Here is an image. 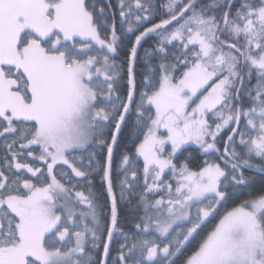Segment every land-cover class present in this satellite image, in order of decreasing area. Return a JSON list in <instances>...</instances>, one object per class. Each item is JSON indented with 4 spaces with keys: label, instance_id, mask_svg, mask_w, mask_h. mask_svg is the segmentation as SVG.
Returning <instances> with one entry per match:
<instances>
[{
    "label": "snow or ice",
    "instance_id": "6c2138e0",
    "mask_svg": "<svg viewBox=\"0 0 264 264\" xmlns=\"http://www.w3.org/2000/svg\"><path fill=\"white\" fill-rule=\"evenodd\" d=\"M246 170L264 173V0H0V264H176L210 217L183 264H264Z\"/></svg>",
    "mask_w": 264,
    "mask_h": 264
},
{
    "label": "trees",
    "instance_id": "16d2710c",
    "mask_svg": "<svg viewBox=\"0 0 264 264\" xmlns=\"http://www.w3.org/2000/svg\"><path fill=\"white\" fill-rule=\"evenodd\" d=\"M161 0H157V3H160ZM113 3H115V0H113ZM138 34V33H137ZM132 40H134V36L131 37ZM125 44H127V41H125ZM155 46V38H147L142 41V44L138 46V54L139 59L137 61V68H136V74H137V83L138 85L143 80L144 72L148 66V64H152L154 66L158 65L159 62V54H154L152 56H146L145 50L151 49ZM126 51V48H123L120 53L119 59L124 58V52ZM145 61L148 63L146 64ZM253 83L255 80L253 79ZM133 139V136L130 132V126L125 127L123 130V133L121 135V147L117 152V159L119 157V151L124 150V145L127 144L129 147H131V140ZM189 151L185 152L183 156L180 157V159L177 161L178 164L183 163H189V166L193 170H197L198 165L203 164L205 160V154H203L199 149L193 146H188ZM132 151L134 152V148H132ZM187 158V159H186ZM140 168H141V177H143L142 172V161L140 162ZM70 171V170H69ZM249 177V185L244 189V194L247 196L248 194H256L262 187H264V175H259L256 173H253L251 171H247L245 173ZM171 174L169 173L166 178L170 179ZM95 187L97 191L100 190V178L99 176L95 177L94 181ZM85 189H87L88 185H84ZM135 203V201H133ZM130 206L124 205L121 208V218L122 220H130L131 217L129 215ZM223 211V210H221ZM218 219V217H217ZM216 221L213 220L211 217L208 221L205 222L204 225H202V229L200 231V235L196 236V238L186 246V248L183 250L182 254H178V258L176 259V264H183V260L186 259L187 255H190L193 248L196 247V244L198 243L201 236H203L207 231H209ZM130 226V225H129Z\"/></svg>",
    "mask_w": 264,
    "mask_h": 264
},
{
    "label": "water",
    "instance_id": "95a60500",
    "mask_svg": "<svg viewBox=\"0 0 264 264\" xmlns=\"http://www.w3.org/2000/svg\"><path fill=\"white\" fill-rule=\"evenodd\" d=\"M251 172L256 173V174H259V175H264V173H261V172H259V171H255V170H253V171H251Z\"/></svg>",
    "mask_w": 264,
    "mask_h": 264
},
{
    "label": "rangeland",
    "instance_id": "374dc122",
    "mask_svg": "<svg viewBox=\"0 0 264 264\" xmlns=\"http://www.w3.org/2000/svg\"><path fill=\"white\" fill-rule=\"evenodd\" d=\"M189 146H193V147H196L195 145H189ZM186 147H188V146H186ZM204 154V153H203ZM173 183H174V181H173Z\"/></svg>",
    "mask_w": 264,
    "mask_h": 264
}]
</instances>
